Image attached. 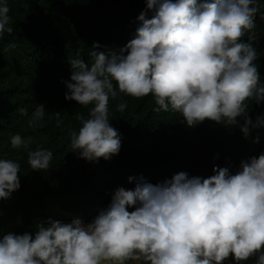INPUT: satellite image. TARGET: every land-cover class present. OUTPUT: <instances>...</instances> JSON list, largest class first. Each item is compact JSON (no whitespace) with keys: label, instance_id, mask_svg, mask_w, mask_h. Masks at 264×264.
Instances as JSON below:
<instances>
[{"label":"clouds","instance_id":"clouds-1","mask_svg":"<svg viewBox=\"0 0 264 264\" xmlns=\"http://www.w3.org/2000/svg\"><path fill=\"white\" fill-rule=\"evenodd\" d=\"M260 6V0H146L124 47L101 51L95 43L87 62L79 52L69 58L65 99L91 105L87 118L76 115L73 152L92 163L119 154L108 105L120 93L151 94L155 111L178 113L189 127L206 119L233 126L241 117L245 137L264 127V114L254 122L246 103H264L253 43ZM9 11L8 0H0V36L13 31ZM246 32L247 41L241 39ZM126 108V101L117 104L121 112ZM18 112L28 115L26 108ZM45 112L37 104L29 125ZM55 115L59 119L60 112ZM31 141L18 132L10 137L13 149H28ZM52 159L49 149L28 151L32 170L48 169ZM18 173V162L0 158V201L20 189ZM213 173L205 178L181 171L157 184L129 177L134 189L118 187L91 222L50 219L37 224L34 235L4 234L0 264H225L230 256L235 264L251 257L264 264V152L241 160L235 173L230 166H214Z\"/></svg>","mask_w":264,"mask_h":264},{"label":"trees","instance_id":"trees-1","mask_svg":"<svg viewBox=\"0 0 264 264\" xmlns=\"http://www.w3.org/2000/svg\"><path fill=\"white\" fill-rule=\"evenodd\" d=\"M260 5L253 43L264 83V0ZM8 7L13 31L0 36V158L20 164L21 187L0 201V238L9 232L34 235L36 225L50 219L91 222L118 187L134 189L129 177L143 176L157 184L181 171L206 178L214 174V166H230L235 173L241 160L264 152V127L250 129L245 137L243 117L233 126L206 119L189 127L178 113L155 111L151 94L136 98L120 93L108 105L121 138L119 154L98 163L80 158L70 147V133L80 127L77 113L87 118L91 105L65 99L64 81L72 75L69 58L79 52L87 62L95 43L101 51L124 47L136 34L146 0H8ZM248 38L246 32L241 39ZM123 101L127 108L121 112L117 104ZM41 103L45 116L30 126L29 118ZM246 103L254 122L264 114V103L251 98ZM17 132L32 138L28 149L11 147L10 137ZM38 147L53 153L46 170H32L28 164V151ZM255 259L242 264H255ZM225 264L235 261L230 256Z\"/></svg>","mask_w":264,"mask_h":264}]
</instances>
